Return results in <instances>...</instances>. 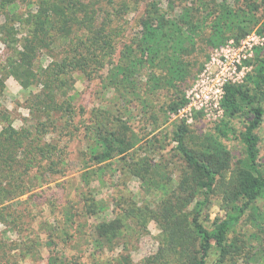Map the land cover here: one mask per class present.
I'll list each match as a JSON object with an SVG mask.
<instances>
[{"label":"trees","instance_id":"obj_1","mask_svg":"<svg viewBox=\"0 0 264 264\" xmlns=\"http://www.w3.org/2000/svg\"><path fill=\"white\" fill-rule=\"evenodd\" d=\"M182 9L185 16L170 17L173 6L169 12L158 3L151 4L141 22V31L123 46L110 77L104 81L105 88L112 91V102L119 116L108 107L97 109V117L88 133L97 146L91 155L96 164L117 157L126 159L136 146L133 129L120 117L121 109L123 114H128L129 105L136 102L142 112L152 115L159 92L175 89L176 98L166 112L177 113L187 103L186 95L178 94V87L194 77L195 53L201 47L220 48L232 39H243L252 31L250 25L255 24L259 7L253 2L235 9L227 3L197 5L187 0ZM0 18H3L0 40L9 51L6 64L1 65L0 70L13 76L24 89L42 86L39 95L30 99L31 109L49 120L54 118L59 122L61 115L59 119L64 123L70 122L74 109L67 91L63 90L70 88L77 72L92 75L104 70L107 64H113L111 57L115 56L119 37L114 20L112 23L100 21L95 4L88 0H0ZM22 30L25 35L19 38ZM41 52L52 58L45 68L39 66ZM248 79L252 83L228 85L223 101L229 119L246 108H251L253 115L243 133L245 158L239 160L224 191L223 202L227 207L224 216L210 225L205 219L219 179L230 167L231 154L218 139L208 135L200 151L189 148L190 127L181 123L173 133V141L175 150L188 165L187 176L180 185L182 195L159 211L131 210L130 214L100 223L97 227L99 245L102 241L109 245L119 241L128 217L143 220L144 227L147 219L152 218L163 230L160 253L164 257H175L179 264H227L231 255L228 248L231 233L247 215H253L256 202L264 196V171L259 163L260 137L257 134L264 121V108L254 106L259 96L264 97V58L257 55V68ZM4 87L5 81L0 76V98ZM5 114V109L0 107V121L9 120ZM218 129L219 135L227 137L226 130ZM45 134L46 131L38 132L37 139L24 148L22 134L12 126L0 133V177H7L10 186L19 185L23 167L26 170L23 174L27 176L38 161L53 162L56 158L57 149L44 140ZM138 163L144 166L140 173L149 171L147 161L142 159ZM10 192L0 185V205L5 200L4 194ZM192 204L193 211L186 212L185 208ZM10 218L0 209V223H10ZM6 242L0 239V264H19L9 257ZM149 262L161 264L155 258Z\"/></svg>","mask_w":264,"mask_h":264},{"label":"rangeland","instance_id":"obj_2","mask_svg":"<svg viewBox=\"0 0 264 264\" xmlns=\"http://www.w3.org/2000/svg\"><path fill=\"white\" fill-rule=\"evenodd\" d=\"M186 1L88 0L95 4L100 21L112 23L114 20V26L119 28V37L115 56L111 57L113 64H107L104 70L92 75L77 72L73 75L70 88L63 90L67 91L74 109V118L71 114L70 122L64 123L59 119L61 115L58 116L59 122L54 118L49 120L31 109L30 99L39 95L42 86L24 89L13 76L0 70V76L5 81L0 107L9 117L7 121H0V133L12 126L22 134V147L25 148L37 139L38 132L46 131L44 140L57 149L53 162L38 161L27 176L23 174L26 171L23 167L17 187L10 186L7 177H0L1 187L11 191L4 194L5 200L0 205V209L11 216L10 223H0V239L7 241L11 259L19 264H151L149 261L155 258L161 264H179L175 257H164L160 253L163 230L160 223L152 218L147 219L144 227L143 220L128 217L124 221L120 240L112 245L105 241L102 245L98 244L97 227L117 216H125L131 210L159 211L169 201H176L182 195L180 185L187 176L188 165L175 150L176 143L173 141V133L181 123L190 127L189 148L200 151V145L208 135L218 139L231 154L230 167L219 179L205 219L210 225L224 216L227 211L223 202L224 191L239 160L245 158L243 133L253 118L251 108L230 119L226 114L219 121L193 115V120L189 122L186 114H180L185 105L175 114L166 112L177 92L165 89L155 98L152 115L142 112L136 102L129 105L128 114H123L125 112L121 109L120 117L129 122L137 141L126 159L117 157L101 165L91 159L97 146L88 133L97 117V109L108 107L119 116L112 102V91L105 88L104 81L110 77L123 46L141 31V22L151 4L158 3L168 11L173 6L170 17H183L186 12L182 7ZM193 1L197 5L203 2L227 3L235 9L249 2L256 3L259 7L255 13L257 23H251L253 29L249 34H264V0ZM2 20L0 18V23ZM24 35L22 30L19 38ZM216 49L201 47L195 53L192 59L195 63L194 77L178 87V94H187ZM8 55L6 45L0 40V66L6 64ZM47 55L39 53L40 67L45 68L51 63L52 58ZM257 55L264 58V47L257 50L255 58L249 63L252 69L242 84L247 81L252 83L248 78L257 68ZM258 105L264 108L263 96L256 100L254 106ZM219 127L227 131V137L219 135ZM257 134L260 137L259 163L264 171V121ZM130 138H133L131 133ZM142 159L149 164L147 173L139 172L144 167L138 163ZM193 208L192 204L185 211L191 213ZM250 215L230 235L228 248L231 255L227 264H264V196L256 202L253 215Z\"/></svg>","mask_w":264,"mask_h":264},{"label":"built area","instance_id":"obj_3","mask_svg":"<svg viewBox=\"0 0 264 264\" xmlns=\"http://www.w3.org/2000/svg\"><path fill=\"white\" fill-rule=\"evenodd\" d=\"M263 47L264 34L253 32L240 41L232 39L217 48L187 91V103L180 114H186L189 122L193 115H201L209 121L222 119L226 114L223 106L226 87L244 82L252 69L249 63Z\"/></svg>","mask_w":264,"mask_h":264}]
</instances>
